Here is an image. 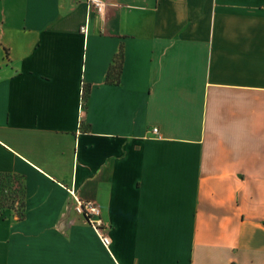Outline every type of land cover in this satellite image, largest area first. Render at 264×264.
Segmentation results:
<instances>
[{
    "label": "crops",
    "instance_id": "1",
    "mask_svg": "<svg viewBox=\"0 0 264 264\" xmlns=\"http://www.w3.org/2000/svg\"><path fill=\"white\" fill-rule=\"evenodd\" d=\"M105 1L0 0V264H264V0Z\"/></svg>",
    "mask_w": 264,
    "mask_h": 264
},
{
    "label": "built area",
    "instance_id": "2",
    "mask_svg": "<svg viewBox=\"0 0 264 264\" xmlns=\"http://www.w3.org/2000/svg\"><path fill=\"white\" fill-rule=\"evenodd\" d=\"M86 20L80 27V32L87 35L90 29V20L93 13L103 16L106 11L107 3L105 0H85ZM84 90V89H83ZM158 133V128H154ZM75 210L78 215L82 216L94 229L104 246L109 247L111 238L106 231L101 208L93 202H85L75 194L73 195Z\"/></svg>",
    "mask_w": 264,
    "mask_h": 264
},
{
    "label": "trees",
    "instance_id": "3",
    "mask_svg": "<svg viewBox=\"0 0 264 264\" xmlns=\"http://www.w3.org/2000/svg\"><path fill=\"white\" fill-rule=\"evenodd\" d=\"M118 57L121 58V60H119V59L115 60V63L112 64L108 70L107 83L114 84V83H119V81H120V75H121V71H122L123 62H122V55L120 54ZM12 177H16V176L0 175V181H2L4 179H9ZM20 186H22L21 189H17L12 197H8V196L7 197H0V217L3 216L6 209H8V208H12V209L14 208L15 209L16 207L14 206V204L17 202L19 203V205L22 208V212L20 213V217L23 216V209L25 206L24 189H23V184H20Z\"/></svg>",
    "mask_w": 264,
    "mask_h": 264
},
{
    "label": "rangeland",
    "instance_id": "4",
    "mask_svg": "<svg viewBox=\"0 0 264 264\" xmlns=\"http://www.w3.org/2000/svg\"><path fill=\"white\" fill-rule=\"evenodd\" d=\"M20 184H22V182L17 177H12L0 181V197H7V196L12 197L17 189H21L22 186H20ZM14 206L16 207L17 211H19L20 214L22 212V208L19 205V203L18 202L15 203Z\"/></svg>",
    "mask_w": 264,
    "mask_h": 264
}]
</instances>
